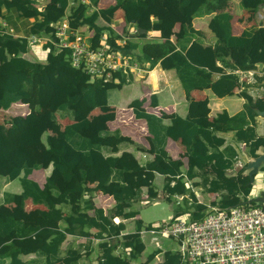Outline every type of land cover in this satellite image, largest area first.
I'll use <instances>...</instances> for the list:
<instances>
[{"label":"trees","instance_id":"16d2710c","mask_svg":"<svg viewBox=\"0 0 264 264\" xmlns=\"http://www.w3.org/2000/svg\"><path fill=\"white\" fill-rule=\"evenodd\" d=\"M81 1L74 0L70 4L68 0H46L42 7L36 0H0V19L6 21L7 27H11L16 36L7 35L0 27V110L7 111L13 104L22 103L29 111L25 116L14 118L5 135L0 137V144L5 141L15 145L8 152L0 145V166L11 165V173L15 175V170H18L16 163L28 152L40 156L33 159V167L41 169L51 165L62 182L59 184L54 176H50L41 189L31 181L25 182L22 198L45 207V210L38 211L36 223L16 220L0 211V264H179L176 252L165 251L163 247H154L145 254L149 244L142 240L139 232L152 225H143L132 206L143 199V187L156 189L163 192L165 201L175 205L171 221L186 217L191 223L200 221L210 211L198 202L189 189L187 181L195 178L200 180L204 192L218 195L217 202L212 205L220 208L259 206L244 204L255 196L252 195L253 184H248L245 165L248 159L256 158L264 150V137L257 135L254 127L249 126L244 118L254 119V109L264 111V103L253 102L247 92L242 91L240 96L245 100L243 110L231 117L222 112L212 123L207 100L197 102L189 96L194 89H210L218 98L232 96L234 89L241 84L239 78L222 73L216 62L223 66L229 59L240 71L254 69L258 63L253 46L256 30L252 27L240 36L232 35L231 0H175L182 17L177 31H174V20H151V17L155 19L158 16L156 0H114L111 8L91 13L88 12L89 5H82ZM88 1L93 7L99 2ZM253 1L264 4V0H241L245 6ZM114 7L122 9L126 24L145 32L159 33L161 41L146 42L135 61L147 71L157 64L163 69L174 70L188 99L186 117H172L170 127L162 125V117L134 113L136 119L146 121L154 147L152 160L134 171L148 170L155 175L167 176L161 186L160 182L153 185L152 175H143L124 183L126 171L115 169L118 159L109 156L118 153L124 145L118 130H103L93 138L85 136L90 128V112L111 105V82L103 83L82 68H74L71 51L59 50L51 42L39 45L48 56L45 62L37 61L34 59L35 51L28 42L31 35L52 40L56 24L69 17L71 29L83 30L91 49L101 46L100 39L106 35L109 47L124 54L128 47L121 48L115 43L120 36L100 23V15L110 13ZM211 14L214 15L215 26L221 31L214 46L197 40V32L192 27L193 19ZM145 36L146 33L140 37ZM136 48L134 44L130 46V50ZM127 73L115 74L116 86L133 79L131 70ZM212 73L221 75L214 81ZM151 78L155 79L153 75ZM141 106V102H134L133 108ZM45 114L49 115L50 121L58 115L72 122L61 132L64 143L61 148H55L48 139L43 141L44 131L33 122L34 118ZM218 132H233L234 145L220 149L225 140L215 137ZM169 138L180 139L185 147L184 155L177 160L169 159L165 153L163 143ZM198 144L206 149L205 153L200 152ZM238 157L242 161L239 171L234 175L226 174ZM80 158L91 168V180L96 183L93 189L87 186V171L77 167ZM104 159L108 168L105 174H100L94 168L95 161ZM210 166L220 169L224 175L212 178L205 174L206 167ZM260 171L264 173V169ZM182 173L184 176H181ZM66 184H71V187H66ZM96 192L111 197L113 206L110 210L96 207L92 199ZM148 196L152 199L156 197L151 191ZM1 199L0 207L5 202L12 203L14 196H7L4 201ZM176 199L181 203H176ZM61 206L68 209L66 214ZM115 218H118L117 223ZM128 221L133 223L132 232H127ZM58 222L65 226L59 227L55 224ZM66 235L84 237L86 243L67 244L63 248ZM92 239L101 241L98 245L101 252L95 260L91 258L94 252ZM144 254L145 259L141 261ZM24 256L30 257L22 260ZM158 257L161 258L155 262Z\"/></svg>","mask_w":264,"mask_h":264},{"label":"crops","instance_id":"0c3cea01","mask_svg":"<svg viewBox=\"0 0 264 264\" xmlns=\"http://www.w3.org/2000/svg\"><path fill=\"white\" fill-rule=\"evenodd\" d=\"M73 1L74 0H72V2ZM83 5H89L88 12L91 13L111 8L114 6V0H99L96 7L91 6L87 0ZM156 6L158 9V16L155 19L151 17V20H174L176 22L174 31H177L182 17L178 11L176 1L156 0ZM229 9L232 16L231 32L233 36H240L244 30L252 27L255 28L256 31L254 32L253 46L258 63L252 70L240 71L236 69V67L232 64V61L229 59L225 60L227 63L223 64L224 67L219 61L216 62V65L222 68V73L234 74L239 78L241 84L239 87L234 89L232 96L218 98L212 94L210 89H194L190 92L189 96L194 101L201 102L207 100L209 120L212 123H215L216 117H218L222 112H227L228 116L231 117L243 110L245 100L240 96L242 91H246L253 102L258 101L264 103V82L261 81L264 80V4H259L253 1L251 3H247L245 6L241 0H231ZM213 17L214 15L211 14L192 20V27L197 32L195 38L201 41L204 45L214 46L216 44L217 37L221 32L219 27L217 28L215 26ZM1 22L6 21L1 18L0 23ZM100 23L112 29L115 34L125 40L126 45L123 47L127 46L128 50H126L124 54L131 64L136 65L137 70H131V73L134 76L133 79L122 86H116L118 83L115 81L110 83V88H112L110 96L111 105L110 107L96 108L90 112V128L86 132L85 136L87 138H93L103 130H118L121 133L124 145L118 153L109 156L118 159L115 169L126 171L123 175L124 183L127 184L131 181H135L143 175H152L153 185L160 182L161 186V182L168 178L167 176L164 177L155 175L148 170L134 171L136 168L144 166L148 161L152 160V153L154 150L151 136L147 132L146 121L143 119H136L134 113L140 112L156 117H162V125L170 127L172 124V117H178L180 119H184L186 117L188 112V99L174 70L163 69L160 64H157L154 69L147 71L145 68L142 69L135 61V58L140 54L141 47L146 42L161 41L158 37V32H145L146 36L144 38H141L140 36L145 33L135 36L137 29L140 28H136L135 26L125 23L123 11L120 7H114L110 13L100 15ZM78 31L83 35V37H85L83 30L79 29ZM18 35L21 37L23 36L22 33H19ZM121 39L116 40V44L118 46L121 44ZM132 44L137 46L135 50H130V46ZM35 56L46 59L48 54H42L40 51L35 49ZM152 75L155 79L151 78ZM220 75L221 73H212V79L215 81L220 77ZM134 102L135 104L141 102V108H133ZM28 112V107L22 103L13 104L7 111L0 110V137L5 135V131L14 118L25 116ZM244 121L248 123L249 126L254 127L257 135L264 137V117H260L256 114L254 119L246 117L244 118ZM33 122L44 131L42 140L46 141L48 139L55 148H61L63 146L64 143L61 132L66 125L72 123L69 122L68 118H60L58 115L55 116L54 121H50L48 114L34 118ZM220 126L224 127L223 124ZM224 133L225 132H218L215 135L217 139L223 138V140H225L224 145L220 149H225L226 147L234 145L232 144L234 143L232 140L233 132H229L227 134ZM0 145L6 152L15 147L12 143L5 141H2ZM163 145H165V153L171 160L179 159L186 151L180 139L175 141L169 138L165 143H163ZM197 146L198 148L200 147L199 150L201 153L206 152V149L202 147V145L198 144ZM260 152H262V150ZM106 154L104 155L107 156ZM37 157L40 156H35L27 152L24 158L20 159L16 163V168H18V170H15V175L11 173V165L6 167L0 166L1 201H4V198L6 199L7 196H14V201L12 203L6 204L5 202V204H2L0 211L5 214H10L16 220H21L23 222L36 223L38 220V211L45 210L44 206L38 204L35 205L30 199L22 198L23 192L26 188V181H31L33 184L37 185L39 189H41L47 178L54 176L56 181L59 184H62L59 177L60 175L54 171L51 165L47 168L41 169L33 167V159ZM250 160L252 159H248L247 161ZM98 162L102 164L97 165ZM184 163H186L185 160ZM241 164V159L239 157L236 158L232 168L228 169L226 174H236L239 171ZM77 167L87 171V186L90 189H93L96 186V183L91 180V168L86 166L82 158L79 159ZM94 168L98 170L100 174H105L108 164L105 159L97 160L95 161ZM183 170H186V166H184ZM205 174L213 178L215 176H223L224 172L218 168L210 166L206 167ZM181 176H184V174L182 173ZM187 182L191 187H189V189L195 194L199 203L205 205L207 208L218 207L216 205H212L213 202H217L218 195L215 193L204 192L198 178ZM66 187H71V184H66ZM142 191L143 198L148 195L149 191L154 194L155 192H159L163 197V192L160 190H150L149 188L143 187ZM145 193H147V195ZM92 199L97 208L108 211L113 206L111 197L103 195L100 192L94 193ZM60 208L64 214H66L65 212H68L67 208H63V206ZM89 214L93 215L92 212H89ZM114 221L117 223L118 218H115ZM55 224L59 227L65 226L61 222ZM127 232L129 231L127 230ZM99 242L101 241L98 239L91 240L94 250L93 255L91 256L92 260H95L101 252L98 248ZM172 242L175 243L171 240L162 241V247H166L165 251L168 249L172 252L176 250L177 244L175 243V248H171ZM83 243H86V239L84 237L78 238L66 235L63 248H65L67 244L78 245ZM29 257L30 256H24L22 257V260H26ZM160 258L161 257H158L157 261ZM143 259L145 258L143 257Z\"/></svg>","mask_w":264,"mask_h":264},{"label":"built area","instance_id":"2783aa9c","mask_svg":"<svg viewBox=\"0 0 264 264\" xmlns=\"http://www.w3.org/2000/svg\"><path fill=\"white\" fill-rule=\"evenodd\" d=\"M36 2L43 7L46 0ZM69 3L73 4L72 0ZM81 4H85V0ZM69 23L68 17L56 24L52 40L31 35L28 42L32 46L51 42L59 50H70L74 68H82L103 83L113 82L117 73L126 75L129 70H137L120 50L109 47L105 35L100 39L101 46L91 49L83 35L72 30ZM0 27L7 35L16 37L6 22H1ZM120 41L122 48L126 43L124 39ZM208 209L210 212L200 221L191 223L178 219L143 228L139 235L157 248L162 247L163 240L176 242L174 252L179 264H264V210L261 206Z\"/></svg>","mask_w":264,"mask_h":264},{"label":"rangeland","instance_id":"374dc122","mask_svg":"<svg viewBox=\"0 0 264 264\" xmlns=\"http://www.w3.org/2000/svg\"><path fill=\"white\" fill-rule=\"evenodd\" d=\"M30 48L34 49V51L35 49H37L42 54H46V52L44 53L41 51V47L39 45H35V46L31 45ZM34 59L40 62H45L46 60L45 58H38L36 56L34 57ZM108 122H111V121H108ZM145 194L147 195V193ZM252 195H255L254 197L258 195H264V173L261 174V172H259V174L255 177L254 182H253ZM155 196L156 197L152 199L151 197L147 195L140 202L132 206L133 210H135L138 214L137 219H139L143 223V225H161L163 223H169L171 222V219L174 216V206L175 205L173 206L172 204H169L167 201H165L162 198V194L159 192H155ZM177 202L181 203V201H178L176 199V203ZM181 217H184V216H181ZM181 219L187 220V222H189L188 217L181 218ZM127 229L129 232H132L134 230V226L131 221L127 222ZM142 240L147 243V239H142ZM175 243L172 242L171 248L176 247ZM153 248L154 246L147 245L145 254L153 250ZM145 254L142 255L141 257L142 261L144 260L143 257L145 256ZM155 262H157V260Z\"/></svg>","mask_w":264,"mask_h":264},{"label":"water","instance_id":"95a60500","mask_svg":"<svg viewBox=\"0 0 264 264\" xmlns=\"http://www.w3.org/2000/svg\"><path fill=\"white\" fill-rule=\"evenodd\" d=\"M145 33L142 29H137L135 36H139ZM255 114L260 117H264V111H260L258 109H254ZM264 169V150L258 154V156L250 161H248L245 165V171L247 172V177L249 179L248 184H253L255 177L261 172L260 170ZM245 205L249 204H257L261 206L262 210H264V195H258L254 198L248 199L244 202Z\"/></svg>","mask_w":264,"mask_h":264}]
</instances>
